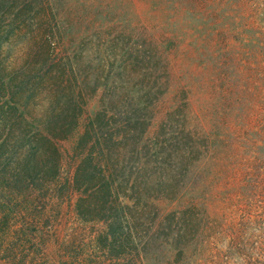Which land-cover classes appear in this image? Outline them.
<instances>
[{"label":"rangeland","instance_id":"374dc122","mask_svg":"<svg viewBox=\"0 0 264 264\" xmlns=\"http://www.w3.org/2000/svg\"><path fill=\"white\" fill-rule=\"evenodd\" d=\"M13 1L12 12L24 1L21 12H43L59 71L84 76L86 115L99 99L121 113L118 100L153 90L159 153L135 192L146 198L143 264H264V0ZM141 45L161 57L156 72L127 60ZM184 127L198 138L194 160H180L193 142ZM73 137L60 144L61 178L73 170ZM156 157L165 168L182 164L166 194L150 167ZM8 199L0 264H119L96 243L103 224L76 216L67 187Z\"/></svg>","mask_w":264,"mask_h":264},{"label":"trees","instance_id":"16d2710c","mask_svg":"<svg viewBox=\"0 0 264 264\" xmlns=\"http://www.w3.org/2000/svg\"><path fill=\"white\" fill-rule=\"evenodd\" d=\"M13 2L12 6L0 0V245L8 233L4 223L9 195L43 191L56 184L58 191L67 187L75 195L79 219L103 224L96 243L110 260L143 264L148 239L141 236L140 228L145 224L142 204L146 198L135 192L140 187L145 191L149 174L141 171L159 153L156 130L150 129L153 90L118 100L121 113L99 99L102 104L86 115V80L69 75L68 67L59 71L60 60L49 56L52 42L44 37L49 24L43 12H21L28 1L17 4V12H12ZM33 40L37 48L29 46ZM166 43L168 48L173 41ZM16 48L20 49L13 52ZM149 50L138 46L127 53V60L156 72L161 57L154 47ZM39 54L42 62L35 59ZM164 123L165 118L158 126ZM183 132L193 142L180 160H194L199 155L197 135L190 127ZM71 137L74 142L67 153L73 170L70 177L61 178L65 152L60 144ZM155 161L150 167L160 172L158 189L166 194V183L182 164L165 168L157 157ZM189 168L184 166L185 171Z\"/></svg>","mask_w":264,"mask_h":264}]
</instances>
